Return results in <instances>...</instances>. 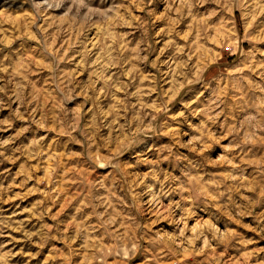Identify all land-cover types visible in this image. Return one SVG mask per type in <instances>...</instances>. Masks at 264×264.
Masks as SVG:
<instances>
[{
	"label": "rangeland",
	"instance_id": "rangeland-1",
	"mask_svg": "<svg viewBox=\"0 0 264 264\" xmlns=\"http://www.w3.org/2000/svg\"><path fill=\"white\" fill-rule=\"evenodd\" d=\"M115 4L104 22L73 0L37 21L0 0V264H123L130 213L151 233L130 264H264V0ZM173 142L207 170L174 193Z\"/></svg>",
	"mask_w": 264,
	"mask_h": 264
},
{
	"label": "clouds",
	"instance_id": "clouds-1",
	"mask_svg": "<svg viewBox=\"0 0 264 264\" xmlns=\"http://www.w3.org/2000/svg\"><path fill=\"white\" fill-rule=\"evenodd\" d=\"M4 4L7 5H15L19 6L21 8L25 6H30L33 14L35 15V19L38 21L41 16L48 12L50 9H60L65 6L66 0H59L58 3L50 2V0H3ZM87 7L88 12L84 13L82 11L83 8ZM116 7L115 0H88V3L85 4L84 0H80V6L77 8L75 4V0H73V5L71 8L68 9V13H72L73 15H76L78 17H82L85 22H90L94 20H99L100 22H104L107 20V18L110 15H113V13L119 11ZM249 12L252 11L251 7H248L247 9ZM66 13V14H68ZM118 73L122 75L121 69L116 70ZM207 71V70H206ZM12 77H9V80L11 81ZM118 78H114L113 83L117 81ZM217 79V77L213 76L211 79L207 78L205 75H202L199 79V81H194V84H198L199 86L203 87L205 90H214V81ZM243 77L241 76V80ZM192 91H196V87H193ZM59 95H62V93H58ZM232 95H238L241 97V99H238L235 104H233V110H235L237 107L244 110L245 113H247L250 104L248 99H245L244 97L247 96V90L245 87H241L237 91L232 92ZM75 98V97H73ZM21 103H24L25 100H21ZM87 103V101L85 102ZM224 108L227 109L228 103L230 102H223ZM94 111H96L94 106ZM134 111V109H133ZM82 122H87V117L82 113ZM113 115H117L114 113ZM143 115V114H142ZM151 115V114H149ZM227 115V113H226ZM101 115L97 113L96 120L99 121L101 119ZM252 119H264V115L257 117L255 114L253 115ZM207 124V121L202 122V124L199 126V131L206 132L205 125ZM225 126H227V120H225ZM156 125L153 124V129L155 130ZM83 130V129H82ZM129 133L130 129H129ZM257 134L256 128L250 129L249 136L254 137ZM87 135L88 132L85 131V139L87 142ZM177 141L183 142L182 138L179 136V131L176 133ZM204 142L207 141V136H201L200 138ZM98 140V138H97ZM99 142V141H98ZM139 142H143V139ZM138 144V141L136 139H132L128 143V151H132L134 147H136ZM196 146L199 147V141H196ZM170 160H175V172L179 173V175L170 176L169 182L167 185H165V188L171 189V185L173 183H180L184 187H188V185L185 183L183 176L184 175H198L200 173H204V175L207 174V170L204 166V158H197L194 156H191L188 153H181L180 149L177 147L176 142H173L170 146L169 151ZM118 171V170H117ZM157 175H159V170L157 169ZM201 179L203 180V176H201ZM107 183V181H105ZM126 184V181L121 178V185ZM120 185H116L113 190H116L119 188ZM156 185H152V189L147 193L148 195H151L153 198V202L156 201V199L159 196H163L164 192L161 191L159 194L155 191ZM173 193L175 192L174 189H171ZM121 195L124 196L125 199H127L126 193H121ZM191 195V193H189ZM103 201L97 202V206H100L103 204ZM117 205L120 204V201L115 202ZM106 206V205H105ZM184 206V201L180 200L177 202V204L174 206L173 211H175L177 208H182ZM127 211V210H125ZM131 227L129 230V235L125 238L122 237L117 242V247L115 249V258L118 260H123V264H130L131 259L138 255V254H145L144 253V238L145 237H151V233L146 231L143 224V219L139 217L137 213H130V218L126 221Z\"/></svg>",
	"mask_w": 264,
	"mask_h": 264
}]
</instances>
